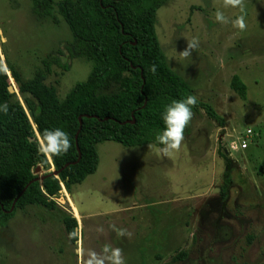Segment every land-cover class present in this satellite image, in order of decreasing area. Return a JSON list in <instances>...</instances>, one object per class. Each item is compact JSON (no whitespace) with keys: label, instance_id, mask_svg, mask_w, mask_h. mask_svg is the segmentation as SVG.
I'll return each instance as SVG.
<instances>
[{"label":"rangeland","instance_id":"rangeland-1","mask_svg":"<svg viewBox=\"0 0 264 264\" xmlns=\"http://www.w3.org/2000/svg\"><path fill=\"white\" fill-rule=\"evenodd\" d=\"M216 11L229 23H218ZM241 15L244 29L231 22ZM155 32L166 64L221 126L198 109L180 148L168 155L160 145L98 144L96 172L69 192L62 188L59 212L28 206L0 226V264H86L91 251L105 246L119 247L125 264H264V0L238 7L229 0H168L156 13ZM193 38L199 44L191 57L178 55ZM71 42L55 8L43 17L32 0H0L1 60L28 80L61 49L67 70L51 64L44 81L60 100L92 68L68 58ZM233 75L246 86L245 99L232 89ZM72 196L81 216L75 243L61 221V212L72 215L66 204Z\"/></svg>","mask_w":264,"mask_h":264},{"label":"trees","instance_id":"trees-1","mask_svg":"<svg viewBox=\"0 0 264 264\" xmlns=\"http://www.w3.org/2000/svg\"><path fill=\"white\" fill-rule=\"evenodd\" d=\"M167 1L32 0L36 15L50 17L54 8L57 10L72 37L71 44L65 46L68 58L90 61L92 68L87 79L75 84L60 100L56 88L44 81L51 64L67 70L60 62L61 49L42 60L43 69L28 80L7 60L5 65L0 55V106L8 105L6 112L0 111V226L16 210L28 206L61 210L56 199L62 188L69 192L96 172L98 144L159 146L156 137L164 127L161 117L165 107L174 100L194 96L187 83L166 64L156 36V13ZM153 65L155 74L150 71ZM6 69L17 94L8 91ZM231 87L245 99L246 86L234 75ZM198 109L221 126L222 121L208 105L198 101L193 113ZM57 127L69 134L72 147L66 154L50 157L39 151L36 135L41 140L46 129ZM77 147L79 161L63 169L65 164L77 161ZM37 166L44 171L51 167L61 171L57 177L35 181ZM227 188L228 180L221 188L223 198ZM61 221L69 241L77 242L75 217L63 211Z\"/></svg>","mask_w":264,"mask_h":264},{"label":"clouds","instance_id":"clouds-1","mask_svg":"<svg viewBox=\"0 0 264 264\" xmlns=\"http://www.w3.org/2000/svg\"><path fill=\"white\" fill-rule=\"evenodd\" d=\"M229 3L233 7H238L241 4V0H229ZM215 19L218 23H229V20L222 11L215 12ZM231 22L238 25L240 29L245 28L243 15ZM198 44L199 41L193 38L190 42H187L186 49L178 55H182L185 58L191 57L192 50L197 48ZM150 71L155 74L156 66H151ZM197 103L198 100L195 96L188 95L183 99L172 101L165 107L161 117L164 127L156 137L157 143L162 146L158 148V151L168 155L171 154L173 150H178L180 148L184 140V130L193 117L192 109ZM7 110V104L0 106V111L6 112ZM41 141L39 151L50 157L66 154L72 147L69 134L59 127L46 129L42 134ZM98 231L102 233L103 228L98 229ZM113 231L120 237L131 236V233L123 228H113ZM86 264H125V260L122 255V250L119 247L112 248L110 246H105L101 253L91 251L88 255Z\"/></svg>","mask_w":264,"mask_h":264},{"label":"water","instance_id":"water-1","mask_svg":"<svg viewBox=\"0 0 264 264\" xmlns=\"http://www.w3.org/2000/svg\"><path fill=\"white\" fill-rule=\"evenodd\" d=\"M8 91H9V93H16V91L14 90V88H13L12 85H10V86L8 87ZM131 123H134V121H132ZM80 127H81V117H79V130H80ZM79 130L77 131V133H75V134H76V135H75L76 145H77V135H78ZM36 136H37V141L39 142V146H40V144H41V140L39 139L38 135H36ZM29 140H30V141H35L34 138H30ZM77 151H78V158H77V161H76V162H71V163H67V164H65L64 167H63V169L66 168L68 165H70V164H75V163H77V162L79 161V159H80V151H79L78 147H77ZM49 162H50V159H49ZM40 168H41L40 166H37V167L35 168L34 172L39 171ZM60 171H61V169L58 170V171H55V170L52 169V171H47V172H46V173H47L46 176L41 175V176H39L37 179H35V181H36V180H41V181H42L44 178H46V177H48V176H51V175L57 177V175L60 173ZM19 196H20V195H18V197H19ZM18 197H17V198H18ZM14 203H15V201H14ZM64 203H65V202H64ZM13 208H14V205H12L11 210H12ZM76 233L78 234V231H77V230H76Z\"/></svg>","mask_w":264,"mask_h":264},{"label":"crops","instance_id":"crops-1","mask_svg":"<svg viewBox=\"0 0 264 264\" xmlns=\"http://www.w3.org/2000/svg\"><path fill=\"white\" fill-rule=\"evenodd\" d=\"M246 149H247V147H246ZM245 150V149H244ZM64 189V188H63ZM63 192H65L66 193V191H65V189L63 190ZM68 202H69V204H71L72 205V207L75 209V213H73V212H71V214H72V216L73 217H76L77 219H79V217H81L80 216V214H79V211H78V209H77V207L75 206V202H74V198H73V196H72V198H68ZM75 214V215H74Z\"/></svg>","mask_w":264,"mask_h":264},{"label":"built area","instance_id":"built-area-1","mask_svg":"<svg viewBox=\"0 0 264 264\" xmlns=\"http://www.w3.org/2000/svg\"><path fill=\"white\" fill-rule=\"evenodd\" d=\"M247 134L250 135V134H252V132H251V131H247ZM246 145H247V144H246L245 139H242V140H241L240 147L243 149V148L246 147Z\"/></svg>","mask_w":264,"mask_h":264},{"label":"bare ground","instance_id":"bare-ground-1","mask_svg":"<svg viewBox=\"0 0 264 264\" xmlns=\"http://www.w3.org/2000/svg\"><path fill=\"white\" fill-rule=\"evenodd\" d=\"M66 204L69 206V208L71 209V212L75 213V209L72 207L71 204H69V202L67 201ZM75 215V214H74Z\"/></svg>","mask_w":264,"mask_h":264}]
</instances>
